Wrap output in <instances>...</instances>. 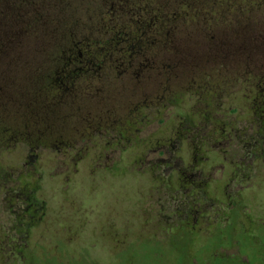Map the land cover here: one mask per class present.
Returning a JSON list of instances; mask_svg holds the SVG:
<instances>
[{
    "label": "flooded vegetation",
    "instance_id": "af4514ba",
    "mask_svg": "<svg viewBox=\"0 0 264 264\" xmlns=\"http://www.w3.org/2000/svg\"><path fill=\"white\" fill-rule=\"evenodd\" d=\"M84 159L143 221L241 218L264 194V0H0V264L45 254L47 185Z\"/></svg>",
    "mask_w": 264,
    "mask_h": 264
},
{
    "label": "rangeland",
    "instance_id": "374dc122",
    "mask_svg": "<svg viewBox=\"0 0 264 264\" xmlns=\"http://www.w3.org/2000/svg\"><path fill=\"white\" fill-rule=\"evenodd\" d=\"M89 168L84 159L69 183L58 177L49 181V245L43 255L36 250L28 264H264V203L257 205L264 194L253 192L241 218L233 215L236 205L230 210L224 204L218 209L219 223L203 235H186L167 223L143 221L139 214L147 208L136 205L135 185L114 173L106 179L97 176L96 192L91 193ZM58 219L67 223L57 224ZM45 225L35 230L34 244L41 243Z\"/></svg>",
    "mask_w": 264,
    "mask_h": 264
}]
</instances>
